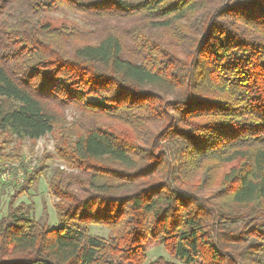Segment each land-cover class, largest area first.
<instances>
[{"label":"trees","instance_id":"16d2710c","mask_svg":"<svg viewBox=\"0 0 264 264\" xmlns=\"http://www.w3.org/2000/svg\"><path fill=\"white\" fill-rule=\"evenodd\" d=\"M58 9L93 30L41 23ZM55 129L75 172L49 179L55 228L13 209L44 167L0 146V176L9 160L22 174L0 264H144L153 244L179 264H264V0H0V145Z\"/></svg>","mask_w":264,"mask_h":264},{"label":"rangeland","instance_id":"374dc122","mask_svg":"<svg viewBox=\"0 0 264 264\" xmlns=\"http://www.w3.org/2000/svg\"><path fill=\"white\" fill-rule=\"evenodd\" d=\"M40 21L42 24H47L51 27H73L80 32H91L93 30L90 20L64 9L46 12ZM128 25L129 23L116 24V26H120V33L123 29L125 34L129 36ZM127 46L129 49L132 48L129 43H127ZM65 118L68 124L82 119L80 115L71 108L65 111ZM58 132L59 130L55 129L52 133H48L44 137L35 141H17L11 139L10 141H7V143H4V145H0L1 155L4 157H8L9 155L13 156L15 151L18 152L22 157L23 163L27 166L28 171H31L35 167H44V173L36 185L29 189L25 194L14 199L13 209L20 204L25 206L32 205V218L35 221L40 219L44 220L46 218V224L51 228L59 226V223L53 208L55 199L51 196L48 189L49 179L56 169H61L66 173H75L66 169L55 155L54 148ZM14 168H18L17 164H14L11 160L7 161L6 166L3 167L6 171L0 176V219L7 216L9 202H11L12 197L15 196L17 192L15 186L20 185L22 180V174L20 171L15 176L13 175ZM89 235L104 241L109 237V233L105 228L95 226L89 228ZM159 258H162L169 263L179 264L166 253L160 244H153L147 248L144 264H151Z\"/></svg>","mask_w":264,"mask_h":264}]
</instances>
